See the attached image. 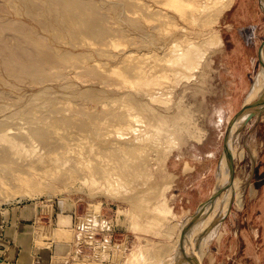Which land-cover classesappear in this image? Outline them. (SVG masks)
<instances>
[{"label":"rangeland","instance_id":"1","mask_svg":"<svg viewBox=\"0 0 264 264\" xmlns=\"http://www.w3.org/2000/svg\"><path fill=\"white\" fill-rule=\"evenodd\" d=\"M227 2L0 0V264H264V15Z\"/></svg>","mask_w":264,"mask_h":264},{"label":"crops","instance_id":"2","mask_svg":"<svg viewBox=\"0 0 264 264\" xmlns=\"http://www.w3.org/2000/svg\"><path fill=\"white\" fill-rule=\"evenodd\" d=\"M260 1H262V0H257V5H256V7H257V9H258V12H259V14H263L264 15V7H261V2ZM249 8V7H248ZM245 11H244V10ZM243 9L240 11L241 12V14H243V13H245L246 12V10L248 11V9H247V4L245 5V6H243ZM250 12V10L248 11V13ZM253 12V11H252ZM256 38H257V35H256V30H254V28H252V30H251V34H250V38L248 39V41L250 40V41H254V44H257V42H256ZM244 45V44H243ZM253 47V49L255 48V46L256 45H252ZM258 49H259V46L257 47ZM245 52V51H244ZM244 52H243V55H242V57H241V60H239V62L238 63H240V64H245L246 62H247V59H248V57H245L246 56V54H244ZM230 55V54H229ZM229 58V61H228V63H229V66L231 67V66H233V67H231V68H233V71H234V63L235 62H237V61H235V60H232V61H230V59L231 58H233L231 55L228 57ZM234 59H236V57H234ZM231 63V64H230ZM237 77H238V75H236ZM235 91H237V89H235ZM249 93H251V91H249ZM248 92H247V94H249ZM247 98H245V99H243V101H242V106H241V108L245 105V104H247ZM241 110V109H240Z\"/></svg>","mask_w":264,"mask_h":264},{"label":"water","instance_id":"3","mask_svg":"<svg viewBox=\"0 0 264 264\" xmlns=\"http://www.w3.org/2000/svg\"><path fill=\"white\" fill-rule=\"evenodd\" d=\"M261 106H264V100L263 99L262 100H256V101H253V102H250V103L245 104L241 108V110L239 111V113H242V112H244L246 110H250L251 111L250 112V115H249V117H250L252 115V111H254L255 109H257V108H259ZM227 156L229 158V161L232 163L233 156L231 155V153L229 152V150H227ZM196 217H197V215L194 216V218H196Z\"/></svg>","mask_w":264,"mask_h":264},{"label":"bare ground","instance_id":"4","mask_svg":"<svg viewBox=\"0 0 264 264\" xmlns=\"http://www.w3.org/2000/svg\"><path fill=\"white\" fill-rule=\"evenodd\" d=\"M233 2V0H228V2L224 5V7L223 8H227V7H229L230 6V4ZM223 8H221V10L223 9ZM254 92V91H253ZM257 92V91H256ZM262 93V92H261ZM256 95V94H255ZM254 95V96H255ZM261 95V94H260ZM259 96V95H258ZM262 98V97H261ZM263 99H264V97H263ZM257 99L256 98H254L253 99V101H256ZM262 100V99H261ZM223 178V177H222ZM240 203V202H239ZM238 203V204H239Z\"/></svg>","mask_w":264,"mask_h":264}]
</instances>
